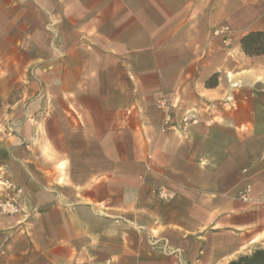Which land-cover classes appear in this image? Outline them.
Listing matches in <instances>:
<instances>
[{"label": "crops", "instance_id": "1", "mask_svg": "<svg viewBox=\"0 0 264 264\" xmlns=\"http://www.w3.org/2000/svg\"><path fill=\"white\" fill-rule=\"evenodd\" d=\"M253 30L264 0H0V179L19 190L0 184V264H223L263 244ZM160 99L198 122L163 131Z\"/></svg>", "mask_w": 264, "mask_h": 264}, {"label": "built area", "instance_id": "2", "mask_svg": "<svg viewBox=\"0 0 264 264\" xmlns=\"http://www.w3.org/2000/svg\"><path fill=\"white\" fill-rule=\"evenodd\" d=\"M232 33V28L229 25H222L214 30L215 36L221 37L223 43L226 45H229L232 42ZM158 106L165 110L162 126L163 131L172 130L178 133H185L189 130L191 125L196 124L198 122L197 117L190 111L184 113V115L181 117L180 122H176L174 120V115L172 111L174 107L172 101L170 102L167 99H160L158 101ZM151 191L157 198L163 201L170 200L173 197L172 193L165 187L153 188ZM251 193L252 187L251 185H247V187L244 191L241 192L239 197L243 201L251 202L253 201ZM2 209L3 212H14L17 210V208L11 205L10 202L3 203Z\"/></svg>", "mask_w": 264, "mask_h": 264}, {"label": "trees", "instance_id": "3", "mask_svg": "<svg viewBox=\"0 0 264 264\" xmlns=\"http://www.w3.org/2000/svg\"><path fill=\"white\" fill-rule=\"evenodd\" d=\"M241 45L248 55L264 54V30H253L242 36ZM228 264H264V247L242 254Z\"/></svg>", "mask_w": 264, "mask_h": 264}, {"label": "rangeland", "instance_id": "4", "mask_svg": "<svg viewBox=\"0 0 264 264\" xmlns=\"http://www.w3.org/2000/svg\"><path fill=\"white\" fill-rule=\"evenodd\" d=\"M38 88V84L37 85H32L31 86V92H32V96H33V92L36 90ZM18 89L19 88H17V86H16V89H15V93L17 94V91H18ZM33 99V98H32ZM47 105H49L50 107H54V105H55V99H50V100H47ZM262 158L264 159V153L262 154ZM0 184L1 185H4V186H6L7 187V189H14L15 190V192H18L19 190H17L18 188H17V185L15 184H13V183H11V184H6V183H4L3 182V180H2V178L0 179ZM240 198V197H239ZM241 199V198H240ZM242 200V199H241ZM6 202H10L11 203V205H13L14 207H16L17 208V210L16 211H14V212H5V213H9V214H17V213H19V212H21L22 211V207L21 206H19V204H18V200H17V198H16V196H14V198L12 199V198H8V200H5L3 203H6ZM245 202H247V201H245ZM3 205V204H2ZM259 247H264V243L263 244H258V246H256L255 248H253V249H251V251H248L247 253H243V254H248V253H251L253 250H255V249H257V248H259ZM240 255H242V254H240ZM239 255V256H240ZM238 257V256H237ZM236 257V258H237ZM235 259V258H234ZM233 260V259H232ZM231 261V260H230ZM230 261H228V262H226V263H223V264H228Z\"/></svg>", "mask_w": 264, "mask_h": 264}]
</instances>
